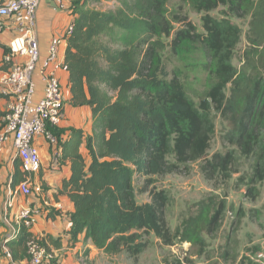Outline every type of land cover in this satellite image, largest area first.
<instances>
[{
	"label": "trees",
	"instance_id": "obj_1",
	"mask_svg": "<svg viewBox=\"0 0 264 264\" xmlns=\"http://www.w3.org/2000/svg\"><path fill=\"white\" fill-rule=\"evenodd\" d=\"M101 1L73 2L74 29L61 65L69 75V105L91 109L92 135L74 128L52 129L58 167L67 162L71 166L62 193L75 207L72 240L84 235L85 243L108 256L127 252L137 258L147 249L143 235L153 233L166 246L179 241L202 254L208 238L222 227L227 203L217 197L200 201L196 213L172 231L166 214L169 192L152 191L151 202L139 204L134 180L136 175L183 173L198 161H204L201 171L212 180L239 160L251 159L250 184L264 182V0H180L174 11L169 9L172 0H121L111 11L95 9ZM185 6L204 14L205 34H198L192 24L175 32L169 17H188ZM221 8L222 18L211 15ZM230 17H252L241 69L233 61L243 31ZM164 38H172L177 56L187 44H201L211 64V82L199 103L164 66ZM5 114L0 110V132ZM215 116L228 123L223 142L234 149L208 160ZM67 131L70 136L64 142ZM28 176L17 159L12 187ZM249 195L256 198L257 189L251 187ZM7 238L10 264L27 261L28 244L39 239L23 226L16 238ZM40 241L48 250L62 248L61 240L51 236Z\"/></svg>",
	"mask_w": 264,
	"mask_h": 264
},
{
	"label": "rangeland",
	"instance_id": "obj_2",
	"mask_svg": "<svg viewBox=\"0 0 264 264\" xmlns=\"http://www.w3.org/2000/svg\"><path fill=\"white\" fill-rule=\"evenodd\" d=\"M121 0H102L94 8L111 11L119 7ZM180 0H172L169 6L174 11ZM220 10L211 13L219 17ZM184 13L188 17H169L174 21L175 32L188 29L192 24L196 32L205 34L202 17L189 6ZM233 23L241 27L243 38L238 45L234 65L241 69L244 55L249 48L247 36L252 17H230ZM180 21V22H179ZM166 49L162 53L163 64L167 71L180 77L191 97L199 103L205 98L211 82V64L203 53L200 43L185 46L182 56L171 50L172 38H164ZM229 89L227 95H229ZM216 135L211 142L207 159L215 154L225 155L233 150L223 142V135L229 129L228 123L215 116ZM204 161L190 164L183 173L169 174L162 177L136 175L134 184L139 204L151 202L150 192L167 191L171 204L167 209V221L172 231H176L182 222L196 213V204L209 197H217L227 203L222 227L215 235L208 238L207 248L201 254L199 248L188 243L175 242L166 246L153 233L143 235L147 249L137 258L127 252L108 256L99 250L89 248L83 252L81 264H257V253H264V182L250 184L254 161L241 159L237 166L230 167L228 173L218 174L212 180L206 179L201 171ZM228 175V177H227ZM255 187L258 196L249 195V189ZM241 213L239 214V212Z\"/></svg>",
	"mask_w": 264,
	"mask_h": 264
},
{
	"label": "built area",
	"instance_id": "obj_3",
	"mask_svg": "<svg viewBox=\"0 0 264 264\" xmlns=\"http://www.w3.org/2000/svg\"><path fill=\"white\" fill-rule=\"evenodd\" d=\"M42 0H0V37L6 32L19 33L3 48L0 69V93L7 101L4 128L0 132V155L7 143L13 142L16 157L22 163V170L29 176L40 173L42 159L37 139L53 148L54 159H58V141L52 129L62 128L66 121V97L61 80L53 66L61 67V47L74 29V17L69 11L71 21L62 37L52 39L48 56L42 60L39 42L35 34L37 12ZM6 49L8 50L7 52ZM40 66V71L38 67ZM39 74L44 86L43 96L37 100ZM32 187L26 181L18 185L6 201V209H13L17 197H30ZM39 211L23 206L15 216L14 232L7 239H14L20 227L32 229ZM6 242V241H5ZM29 259L21 264H63L54 250L44 247L40 239L29 244ZM6 255L11 259L9 250ZM255 262L264 264V253L256 255Z\"/></svg>",
	"mask_w": 264,
	"mask_h": 264
},
{
	"label": "crops",
	"instance_id": "obj_4",
	"mask_svg": "<svg viewBox=\"0 0 264 264\" xmlns=\"http://www.w3.org/2000/svg\"><path fill=\"white\" fill-rule=\"evenodd\" d=\"M75 0H42L37 12L35 34L39 42L41 58L44 60L48 56L50 43L55 37H62L71 21L69 15L70 7ZM19 33L6 32L0 37V61L3 57V47L6 46ZM67 43L61 47L60 63L62 65L65 57ZM64 88L66 97V121L62 128L79 129L85 134L92 135V112L88 107L73 108L69 105L71 97L69 88V75L62 67H52ZM8 68L0 69V72ZM40 71V66L38 67ZM38 83V94L36 99L43 96L44 86L39 74L35 75ZM7 101L0 100V110L5 112ZM70 136L67 131L64 142ZM39 146L42 169L36 175L28 176L27 181L32 187L33 194L30 197H17L13 209H6L5 203L11 197L15 189L12 187L13 175L15 172V162L17 160L13 142L7 143L4 151L0 155V264H10V259L6 255L5 240L16 227L15 216L23 206L34 207L39 211L37 222L31 229L32 233L39 239L51 236L60 239L62 248L56 250L63 264H81L83 252L87 248L97 251L94 246L84 242V235H80L77 241L72 240L71 216L75 212V207L70 198L62 193L63 183L71 177V166L67 162L58 167L54 159L53 148L50 147L43 138L37 139ZM81 152L86 156L87 152L83 145Z\"/></svg>",
	"mask_w": 264,
	"mask_h": 264
}]
</instances>
